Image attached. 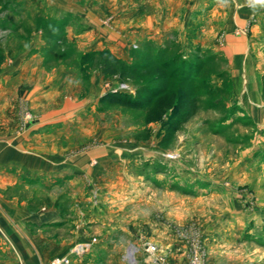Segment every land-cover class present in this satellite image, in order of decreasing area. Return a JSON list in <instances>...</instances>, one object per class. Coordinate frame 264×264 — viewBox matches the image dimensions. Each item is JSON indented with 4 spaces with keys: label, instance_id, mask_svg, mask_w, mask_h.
Returning a JSON list of instances; mask_svg holds the SVG:
<instances>
[{
    "label": "rangeland",
    "instance_id": "rangeland-1",
    "mask_svg": "<svg viewBox=\"0 0 264 264\" xmlns=\"http://www.w3.org/2000/svg\"><path fill=\"white\" fill-rule=\"evenodd\" d=\"M140 3L0 0V143L90 167L3 176L20 216L0 233V264H264V10L235 28L252 37L260 86L248 94L224 20L202 11L151 32ZM112 59L127 72L106 73ZM119 93L142 107L106 99Z\"/></svg>",
    "mask_w": 264,
    "mask_h": 264
},
{
    "label": "crops",
    "instance_id": "crops-1",
    "mask_svg": "<svg viewBox=\"0 0 264 264\" xmlns=\"http://www.w3.org/2000/svg\"><path fill=\"white\" fill-rule=\"evenodd\" d=\"M247 1L248 0H142L143 3H140L142 8L140 7L141 9L139 11L140 14L143 15L142 25L150 27L149 31H154L153 29H156L157 26H160L163 20L165 27L172 28L173 25H176L175 21L177 20L178 16L180 19L182 18L183 20H185V23L191 19V21H194V24L196 25L195 21H198L200 23V20L203 19L202 17H204L203 15H205V21L208 20V25H212L214 27L218 25L217 23H220L224 20V23L221 25L223 26L222 32L225 36V42L228 48V53L226 55L228 56V58H230L231 60L233 59L234 61H246L244 66H241L239 63H236L234 65L236 74L241 76L242 71H245V74H247V78L245 79V91H247V93L249 94L250 92L253 93L255 91H258V88L260 86V82L256 77V71L252 66V60H250V58L252 59V57H249V55L252 53H250L251 51L246 53L247 44L245 42H249L252 37H249L245 34L237 35L235 32V28H245L247 21L250 20L253 13L256 12L257 9L261 8L262 10H264V3L258 4L257 8H248ZM142 10L145 12L142 13ZM202 11H205L206 13L201 15L200 13ZM257 24H255L254 27L252 26L254 31L259 26ZM216 30L210 33L211 38H207V40H205V43H203L205 46L211 45L212 43H215L217 40H219V38H217L219 29L218 32H216ZM204 31L205 33L208 32V30L206 29ZM41 42H43V40ZM240 48L242 50H240ZM213 49L217 52H221L220 45L213 46ZM242 52L245 55H243ZM38 54V52L34 53V57L35 55L37 57ZM23 56L24 55L22 54L21 57ZM240 89L242 90V92H244L243 88H239V90ZM39 90H37L36 92L37 95L39 94ZM40 92L42 93L40 98L46 99L47 95H49L43 93V90H40ZM244 94L248 96L246 92ZM36 98H38V96ZM247 98L250 101L249 97ZM248 104L249 106L252 105L251 102H248ZM40 123L41 120L37 118L36 124L38 125ZM62 155V150H22L21 148L17 147H6L3 143H0V181L4 176L5 181L7 180L11 183L13 181L12 176L16 178L22 174L36 175L39 172L42 174L52 173V175H61L62 172H65L67 174H78L77 176L82 178L81 176H85V172L83 171L85 169L88 171L90 170L88 164H78L77 157L63 158ZM80 155L86 156V151H82ZM6 176L10 178H7ZM77 182L80 183V181ZM15 203L16 200L14 198H5L3 201V199L0 197V204H3V206H0L1 234H11L13 232V223H10V221L8 222L7 220L12 219L13 217L17 218L18 216H20L16 213L17 210L14 206ZM58 215L59 214L57 212H53L50 213L48 217H52V219L57 220L58 218L60 219ZM83 215H85V213ZM22 217L23 216H21L20 219H22ZM82 218L87 219L86 216H83ZM82 226L84 225L81 224L79 225L80 228L78 227L82 232L79 240L81 242H86L88 239L86 233L84 232L85 227ZM54 249L56 250L55 252H58L62 250L67 251L69 248L67 249L64 246L63 248L58 246Z\"/></svg>",
    "mask_w": 264,
    "mask_h": 264
},
{
    "label": "trees",
    "instance_id": "trees-1",
    "mask_svg": "<svg viewBox=\"0 0 264 264\" xmlns=\"http://www.w3.org/2000/svg\"><path fill=\"white\" fill-rule=\"evenodd\" d=\"M112 61L114 64H111L110 60H107L106 62H104L103 69L105 70L106 73H108V74H113V73L125 74L127 72L126 66L122 65L117 60L112 59ZM106 99H109V101L112 103L124 105L126 107H131V108H141L142 107L141 102L135 101V100L130 99V98H125L121 93L112 94L110 96L107 95Z\"/></svg>",
    "mask_w": 264,
    "mask_h": 264
},
{
    "label": "built area",
    "instance_id": "built-area-1",
    "mask_svg": "<svg viewBox=\"0 0 264 264\" xmlns=\"http://www.w3.org/2000/svg\"><path fill=\"white\" fill-rule=\"evenodd\" d=\"M148 250L149 251H155L156 250V246L155 245H150L148 247ZM70 261V259L68 257L66 258H58L56 261H55V264H64V263H68Z\"/></svg>",
    "mask_w": 264,
    "mask_h": 264
},
{
    "label": "clouds",
    "instance_id": "clouds-1",
    "mask_svg": "<svg viewBox=\"0 0 264 264\" xmlns=\"http://www.w3.org/2000/svg\"><path fill=\"white\" fill-rule=\"evenodd\" d=\"M252 3L260 4L264 3V0H251Z\"/></svg>",
    "mask_w": 264,
    "mask_h": 264
},
{
    "label": "bare ground",
    "instance_id": "bare-ground-1",
    "mask_svg": "<svg viewBox=\"0 0 264 264\" xmlns=\"http://www.w3.org/2000/svg\"><path fill=\"white\" fill-rule=\"evenodd\" d=\"M130 255H131V253H130Z\"/></svg>",
    "mask_w": 264,
    "mask_h": 264
}]
</instances>
